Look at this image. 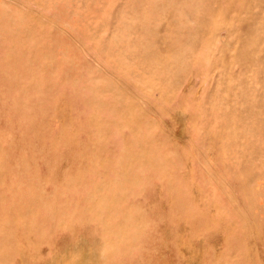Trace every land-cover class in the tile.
I'll return each mask as SVG.
<instances>
[{
    "label": "rangeland",
    "instance_id": "374dc122",
    "mask_svg": "<svg viewBox=\"0 0 264 264\" xmlns=\"http://www.w3.org/2000/svg\"><path fill=\"white\" fill-rule=\"evenodd\" d=\"M0 264H264V0H0Z\"/></svg>",
    "mask_w": 264,
    "mask_h": 264
}]
</instances>
